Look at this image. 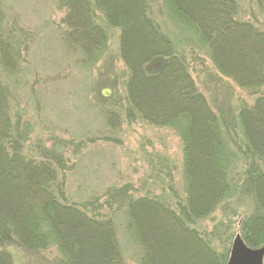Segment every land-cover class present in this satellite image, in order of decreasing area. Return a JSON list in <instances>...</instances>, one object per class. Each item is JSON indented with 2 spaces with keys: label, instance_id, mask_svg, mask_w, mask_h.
<instances>
[{
  "label": "rangeland",
  "instance_id": "rangeland-1",
  "mask_svg": "<svg viewBox=\"0 0 264 264\" xmlns=\"http://www.w3.org/2000/svg\"><path fill=\"white\" fill-rule=\"evenodd\" d=\"M66 1L0 0L9 25L22 28L32 39L29 50L23 54L20 73L7 79L0 69V79L11 91L14 125L18 127L16 124L20 120L23 129L31 133L22 143L21 152L29 159H35L39 156L37 151L48 149L44 155L51 162L48 165L55 168L57 185L54 191L58 198L65 205L78 206L95 217L99 213L106 216L104 220L114 223L115 233L112 231L110 235L106 230L93 228H85V232L74 235L88 259L95 258L99 262L101 253L109 249V241L116 240L124 264H141L143 252L149 249L155 252L156 264H188V260L193 258L196 260L192 264H200L203 256L198 253L196 242L202 239L219 256L218 264H226L233 238L237 234L242 237L241 215L238 212L243 215L245 211V214L251 215L255 209L244 194L246 187L240 190L238 187L236 192L241 203L237 204L235 199L231 205L221 203L214 210L204 212L194 225L188 224V230L185 227L179 230L181 237L172 227H160L154 223L141 209L139 213L146 228L158 230L155 233L157 236L144 240L147 248L137 243L134 231L128 228L127 204L148 198L164 204L178 215L187 203L184 145L175 130L152 126L131 111L126 86L129 72L120 51L121 30L115 23L106 21L95 3L92 2L94 6L91 10L84 1L81 6L75 1L74 6L86 9L96 29L104 32V35H98L100 44L99 37L96 43L93 42L98 46L104 44V47L94 53L89 52L91 55L87 50H70L65 42L70 30L64 21L72 7L69 2V9ZM257 1L237 0L238 20L252 23L255 28L264 31V9L257 5ZM147 2L151 3V21L163 34L177 37L176 51L186 64L189 79L197 91L211 111L221 115V118L224 105L226 127L233 128V113H238L243 106L252 107L257 98L264 96V81L261 78L258 82L261 87L254 92L247 81L237 79L241 77V69L246 75L258 78L252 69L254 59L250 56L238 58V69L221 66L211 59L207 48L197 44L190 32L180 35L174 27L175 23L168 18L167 9L161 8L165 0ZM130 27L137 34V40H143V30L140 31L132 23ZM143 47L140 45L139 48ZM129 65L133 66L132 63ZM261 71L263 78L264 63ZM116 112L117 117H110ZM202 143L195 145L192 153L194 159L207 163L198 167L206 175V181L194 180V196H198V200L207 199L203 189L209 188L208 183L216 186V179L219 181V173L216 174L212 164L214 149ZM240 144L236 138L232 145L238 147ZM236 170L237 167L233 175H236ZM218 192L216 190L214 194L218 196ZM118 208L121 210L116 212ZM186 223H189L188 218ZM165 233H170L173 238L161 241ZM12 255L14 264L27 263L28 257L19 252ZM38 258L36 262L39 264H57L59 260L55 249L44 252ZM34 260L29 259L28 263L34 264ZM80 264H84L82 260Z\"/></svg>",
  "mask_w": 264,
  "mask_h": 264
},
{
  "label": "trees",
  "instance_id": "trees-1",
  "mask_svg": "<svg viewBox=\"0 0 264 264\" xmlns=\"http://www.w3.org/2000/svg\"><path fill=\"white\" fill-rule=\"evenodd\" d=\"M75 1L80 3L78 6L84 1L90 10L95 3L106 21L115 23L121 30L120 51L129 72L130 79L126 86L131 111L152 126L175 130L184 145L187 203L178 215L164 204L148 198L127 204L128 228L134 231L137 243L147 248L144 240L149 241L157 236L155 233L158 230L149 231L146 228L139 213L141 209L154 223L160 227H172L181 237L179 230L187 229L188 224L194 225L204 212L214 210L221 203L231 205L235 199L238 204L241 199L236 192L246 187L244 194L255 209L251 215L245 214V211L242 215L237 211L241 215V235L248 246L264 247V96L257 98L252 107L243 106L238 113H233L234 127L228 129L223 116L224 105L222 118L211 111L189 79L188 68L176 51L177 37L163 34L151 21V3L147 0H67L68 8L69 2L72 7L64 21L70 30L69 38H65L70 50L78 48L90 54L104 45H94L98 35H104V32L96 29L86 9L74 6ZM257 3L264 9V0ZM161 8L167 9L168 18L175 23V26L172 25L180 35L190 32L197 44L207 48L211 59L221 66L238 69V58L252 57L253 73L258 78L252 74L246 75L241 69V77L237 74V79L247 81L253 92L259 90V79L264 81L261 71L264 63V31L255 28L252 23L238 20L237 0H165ZM5 15L0 4V69L10 79L20 73L23 54L29 50L32 39L22 28L9 25ZM131 23L143 30V40L140 42L130 27ZM140 45L144 47L140 49ZM10 93V88L0 79V264H14L13 252L28 257L26 264H29V259L35 258V264L38 256L50 249L57 251V264H80L81 260L84 264H124L116 240L109 241V249L101 253L99 262L95 258L88 259L82 252L80 241L74 235L85 232V228L106 230L110 235L112 231L115 233L114 223L104 220L106 216L99 213L95 217L78 206L65 205L58 198L54 191L57 185L55 168L48 165L51 162L44 155L48 149L37 151V159H29L21 152L22 143L31 133L23 129L20 120L16 124L18 127L14 125ZM236 138L241 143L238 147L232 145ZM201 142L214 149L212 164L217 170L216 174L220 175H217L219 181L216 179V186L208 183L209 188L203 189L207 199L198 200V196H194V180L206 181V175L198 167L207 163L194 159L192 153ZM236 167V175H233ZM216 190L220 193L218 196L214 194ZM120 210L118 208L116 212ZM186 218L189 223H186ZM145 230L148 231L145 233ZM170 238L173 235L165 233L161 241L165 239L166 242ZM196 246L203 256L200 264H218L219 256L208 242L198 239ZM154 253L151 249L145 250L141 264H156ZM85 257L87 260L84 262ZM195 260H188V264Z\"/></svg>",
  "mask_w": 264,
  "mask_h": 264
},
{
  "label": "water",
  "instance_id": "water-1",
  "mask_svg": "<svg viewBox=\"0 0 264 264\" xmlns=\"http://www.w3.org/2000/svg\"><path fill=\"white\" fill-rule=\"evenodd\" d=\"M264 248L251 249L236 235L233 239L227 264H263Z\"/></svg>",
  "mask_w": 264,
  "mask_h": 264
},
{
  "label": "flooded vegetation",
  "instance_id": "flooded-vegetation-1",
  "mask_svg": "<svg viewBox=\"0 0 264 264\" xmlns=\"http://www.w3.org/2000/svg\"><path fill=\"white\" fill-rule=\"evenodd\" d=\"M234 239V238H233ZM245 242V241H244ZM258 248H260V247H258ZM264 248V247H263Z\"/></svg>",
  "mask_w": 264,
  "mask_h": 264
}]
</instances>
